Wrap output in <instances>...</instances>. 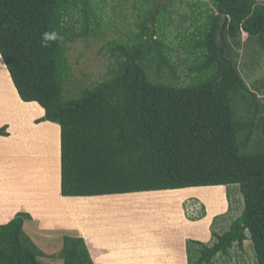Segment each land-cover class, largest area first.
Instances as JSON below:
<instances>
[{"label":"trees","instance_id":"trees-1","mask_svg":"<svg viewBox=\"0 0 264 264\" xmlns=\"http://www.w3.org/2000/svg\"><path fill=\"white\" fill-rule=\"evenodd\" d=\"M209 2L207 13L198 2L191 6L194 22L204 20L190 36H177L193 58L188 84L154 27L159 9L149 17L152 7L137 17L127 41L107 43L115 62L106 77L71 98L67 44L104 34L91 0H0V55L21 100L44 109L36 123L60 127L62 197L236 185L240 216L228 231L212 232L211 244L189 240L187 264H217L247 240L255 264H264V78L249 85L238 64L245 45L264 52V0ZM44 32L58 38L42 46ZM6 128L0 136H8ZM29 218L19 213L0 225V264H43L23 230ZM59 257L92 264L81 237L63 236Z\"/></svg>","mask_w":264,"mask_h":264},{"label":"rangeland","instance_id":"rangeland-1","mask_svg":"<svg viewBox=\"0 0 264 264\" xmlns=\"http://www.w3.org/2000/svg\"><path fill=\"white\" fill-rule=\"evenodd\" d=\"M153 1L155 4L156 0H91L95 13L101 18L104 34L103 37L77 38L67 44L66 55L73 81L66 87V98L74 97L82 88L95 85L106 77L109 65L115 62L105 48L107 43L127 41L125 35L135 31L133 24L139 15L149 7L153 10ZM208 1L170 0L158 7L159 13L154 17V27L171 48V60L177 65V75L184 84L190 83L195 75L188 70L193 58L179 47L185 41L177 36L179 33L190 36L201 24L203 18L194 22L195 9L191 6L198 2L199 8L206 9L207 13ZM79 30L78 27L76 31ZM256 49L254 44L245 45L238 60L241 74L249 85L264 78V52L259 55ZM43 116L44 109L37 103L29 106L21 100L0 55V128L6 126L8 134L7 137L0 136V216L4 208L9 214L17 210L8 222L19 213L30 216L24 219L23 230L44 254L43 264H63L59 254L65 235L83 238L94 264H99L101 258L107 260V264H119L116 260L121 261L125 257L121 256L128 252L134 257L133 254H153L151 251L172 246L178 247L183 253V264H187V242L194 238L174 240L179 236L176 232L182 234L183 226L189 224H194V229L199 223H206L209 237L205 242H198L211 244L212 232L228 231L243 210V196L236 185L191 188L188 194L163 191L124 196L62 197L60 127L47 121L36 123ZM171 230L173 233L169 235L173 240L168 237ZM230 254V258L217 257L215 262L256 263L250 240L244 241L242 249L235 245ZM138 261L134 257L130 264H141ZM163 263L153 259L149 262Z\"/></svg>","mask_w":264,"mask_h":264},{"label":"crops","instance_id":"crops-1","mask_svg":"<svg viewBox=\"0 0 264 264\" xmlns=\"http://www.w3.org/2000/svg\"><path fill=\"white\" fill-rule=\"evenodd\" d=\"M17 100V99H16ZM17 103L18 104H20V105H22L20 102H19V100H17ZM30 104H32V103H28V105L30 106ZM33 105H34V103H33ZM21 107H23V106H21ZM24 107H26V106H24ZM28 107H26L25 109H27ZM32 111H35V110H32ZM49 126H51V125H49ZM55 130H57V127H56V129ZM57 133H58V130H57ZM3 137V136H2ZM191 189V188H190ZM188 190L189 189H183V190H178V191H180L179 192V194H185V193H187L188 192ZM186 191V192H185ZM188 194V193H187ZM59 201L60 200H62V197L59 195ZM189 197V196H188ZM188 197H186V198H188ZM186 198H184V199H186ZM183 199V200H184ZM182 200V201H183ZM181 201V202H182ZM17 203H19L20 204V202H18L17 201ZM22 203V202H21ZM58 207H60V206H58ZM6 209L7 208H4L3 210H4V213L0 216V225H2V224H6V223H8V219L13 215V213L15 212V211H17V210H15V211H13V212H11L10 214L9 213H6ZM200 225L199 226H195L196 228H194L193 229V225H187V226H183L184 227V231H182V234L181 233H179V232H176V234H178L179 236L177 237H175L174 238V240H178L179 241V239L180 240H183V239H186V238H194V240L195 241H202V242H205L207 239H208V237H209V233H208V231H207V226H208V224H206V223H199ZM196 225V224H195ZM198 225V224H197ZM200 227V228H199ZM170 233H173V230H171V232H169L168 233V237L170 238L171 237V239L173 238L171 235H169ZM181 234V235H180ZM192 234H194V237H190V235H192ZM177 238V239H176ZM164 240V239H163ZM173 240V239H172ZM165 241H167V240H165ZM130 243H128V245H129ZM151 252H153V254L152 253H148L147 255H135V254H133L134 255V257L135 258H138L139 259V261L138 262H140L141 264H149V262H150V260L151 259H153L154 261H161V262H164L165 264H183V253H181L180 251H179V249H178V247H175V246H172V247H170V249H169V247H164L163 249H160L159 251H151ZM127 256L128 258H125V257ZM131 255H129V252H128V255H124L123 254V256H121V257H124V259L122 258L121 259V261H120V259L119 260H116V262L118 261V263L119 264H124V263H126V264H130V259H132V258H134L133 256L132 257H130ZM125 259L128 261L129 260V262H124L125 261ZM166 260V261H165ZM168 260V261H167ZM124 262V263H121V262ZM169 261H174V263L173 262H169ZM99 264H107V260H105V259H103V258H101V260H99ZM163 263V264H164ZM92 264H94V260L92 259Z\"/></svg>","mask_w":264,"mask_h":264},{"label":"clouds","instance_id":"clouds-1","mask_svg":"<svg viewBox=\"0 0 264 264\" xmlns=\"http://www.w3.org/2000/svg\"><path fill=\"white\" fill-rule=\"evenodd\" d=\"M57 33L44 32L42 33V46H47V43L51 40L57 39ZM34 103V102H32Z\"/></svg>","mask_w":264,"mask_h":264},{"label":"water","instance_id":"water-1","mask_svg":"<svg viewBox=\"0 0 264 264\" xmlns=\"http://www.w3.org/2000/svg\"><path fill=\"white\" fill-rule=\"evenodd\" d=\"M170 0H156L153 10H152V14L150 15V18L152 19L154 14L157 12V9L160 5H165L169 2Z\"/></svg>","mask_w":264,"mask_h":264},{"label":"bare ground","instance_id":"bare-ground-1","mask_svg":"<svg viewBox=\"0 0 264 264\" xmlns=\"http://www.w3.org/2000/svg\"><path fill=\"white\" fill-rule=\"evenodd\" d=\"M26 104H27V103H26ZM123 196H124V195H123ZM65 198H66V197H65ZM113 199H114V201H115V203H116L117 198L114 197ZM121 199H122V198H121ZM121 199H120V200H121ZM118 200H119V197H118ZM122 200H123V199H122ZM110 201H111V200H110ZM110 204H111V203H110ZM116 204H117V203H116ZM138 204H139V203H138ZM119 205H120V204H118V206H119ZM110 206H111V205H110ZM113 206H114V205H113ZM116 206H117V205H116Z\"/></svg>","mask_w":264,"mask_h":264}]
</instances>
